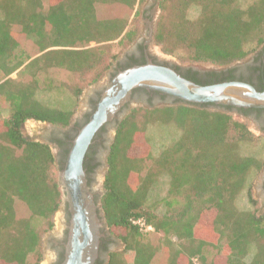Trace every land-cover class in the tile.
I'll return each instance as SVG.
<instances>
[{
	"label": "trees",
	"instance_id": "16d2710c",
	"mask_svg": "<svg viewBox=\"0 0 264 264\" xmlns=\"http://www.w3.org/2000/svg\"><path fill=\"white\" fill-rule=\"evenodd\" d=\"M146 1L0 0V264H40L63 198V166L24 124L71 123L84 85L60 80L58 71L98 81L117 57L112 43L129 46L139 36ZM159 7L152 41L165 53L230 64L264 44V0H161ZM211 105L138 106L118 124L101 204L111 231L124 232L125 250L113 251L108 264H264V206L256 208L250 189L264 166L263 138ZM153 124L159 138L148 134ZM162 175L168 184L159 196ZM138 218L153 232L133 223Z\"/></svg>",
	"mask_w": 264,
	"mask_h": 264
},
{
	"label": "water",
	"instance_id": "95a60500",
	"mask_svg": "<svg viewBox=\"0 0 264 264\" xmlns=\"http://www.w3.org/2000/svg\"><path fill=\"white\" fill-rule=\"evenodd\" d=\"M137 87L158 90L190 105L264 107V92L245 82L227 81L200 85L187 80L170 67L152 62L120 71L108 83L97 108L73 139L65 165L59 171L63 204H68L71 212L65 259L61 264H96L101 238L105 235L102 229L108 231V223L101 202L95 201L96 191L88 185L84 160L89 146L102 126L113 122L115 118L123 119L126 116L124 113L118 115V112L129 102L132 90ZM210 108L215 109L213 106ZM117 128L118 126H114L110 130L111 144ZM108 168L107 162L105 171ZM97 193L103 195L104 191Z\"/></svg>",
	"mask_w": 264,
	"mask_h": 264
},
{
	"label": "flooded vegetation",
	"instance_id": "af4514ba",
	"mask_svg": "<svg viewBox=\"0 0 264 264\" xmlns=\"http://www.w3.org/2000/svg\"><path fill=\"white\" fill-rule=\"evenodd\" d=\"M160 1L161 0H152L150 4L151 6L145 8L139 36L128 46V49L125 50L123 54L117 56L116 59L112 61L105 81L93 90L87 103L88 108L83 112V115L78 120L71 121V123L64 128L55 125L47 130V133L45 134L46 137L50 142L57 146V161L60 166L64 167L67 159L65 151L68 149L70 150L72 141L78 134L80 128L87 123L91 114L97 108L108 83L120 71L135 65H143L152 62L157 65L170 67L182 77L200 85H211L227 81H240L252 85L260 92H264V44L247 57L236 60L230 64H214L212 62L181 63L179 61L163 58L154 52V43L150 38L152 37L155 26L154 22ZM162 105H190V103L187 104V102H183L176 97L162 93L158 90L137 87L132 90L129 102L125 103L118 112V115L122 113L127 115L133 108L138 106L149 108ZM211 106L220 107L222 110L238 116L244 122H249L264 135V107H233L218 106L214 104ZM121 120L122 118L118 117L115 118L113 122H107L104 124L96 133L85 156L84 167L87 172L88 185L93 191H96L94 193L96 203L101 202L103 195L97 193L98 190H95L93 187L96 179L95 176L102 168L103 163L107 164L108 162V156L112 145L110 142V130L112 127L118 126ZM64 210L65 226L61 236L47 233L44 238V244H47L48 247L54 251L55 255L50 264H61L65 259V244L68 241L71 220V212L68 204L64 203ZM98 212H100V209H98ZM107 227L108 231H106L105 228L102 229L105 235L101 238L99 257L96 264H108L110 254L113 251H116L113 248L116 238L111 233L108 225Z\"/></svg>",
	"mask_w": 264,
	"mask_h": 264
},
{
	"label": "rangeland",
	"instance_id": "374dc122",
	"mask_svg": "<svg viewBox=\"0 0 264 264\" xmlns=\"http://www.w3.org/2000/svg\"><path fill=\"white\" fill-rule=\"evenodd\" d=\"M152 0H147L143 6H142V10L145 11V8L151 6ZM160 11H158L157 8V16L159 15ZM190 13H192V15L196 14L197 11L196 9L194 10H190ZM141 24H142V20H141ZM18 37L21 40V45L27 50L28 53H30L31 55H36L38 53V48L36 47V45L34 44L33 40L29 37H24L21 35H18ZM128 49L127 45H119L118 43H112L111 45V53L117 54V56H120L121 54H123V52L125 50ZM153 51L156 52L159 56H162L163 58H166L168 60H175V61H179L181 63H208L205 61H191L188 58V54L185 51H178L174 54H168L165 53L162 49V47L160 45H157L154 43L153 45ZM110 68V67H109ZM109 69H107L104 73L103 76H101V78L92 83L89 84V80L91 78V73H89V75H86V77L82 78L81 75L79 74H70L68 72L65 71H58V75H59V79L60 80H64L65 82L71 83L73 81H78L81 80L83 85H84V89L82 94L80 95L75 107V112L73 114V118L72 121L78 120L82 115L83 112H85L88 108L87 103L89 101V98L93 92V90L100 84H102L105 79H106V75ZM51 101H55L54 99H52ZM235 119H238L240 121H243L241 118H239L238 116L231 114ZM247 125L249 127V129L256 135L259 136L263 139H260L261 142H263V147L261 148L260 152L262 154V156L264 157V135L261 134V132L259 130H257L253 125H251L249 122H247ZM157 127V128H156ZM52 128V126L46 122H41V121H35V120H28L24 126H23V131L24 134L29 137V138H33V139H38L41 141H45V142H49L51 144V147L53 149V152L55 153L56 157H57V146L50 142L49 139L46 137V133L47 130ZM156 131V132H155ZM154 132L155 135L157 134V138L160 137V134L162 132V128H160L159 126H155L150 125L149 129H148V134ZM158 147V146H157ZM105 156V154H104ZM105 168H106V164L103 163L102 168L97 172L96 174V179L94 181V189L98 190V191H104V187H103V183H104V178H105ZM264 168V166H263ZM261 169L260 171H258L256 174H254L253 176V180H252V185H251V193L254 196V198L257 200V205L256 208L260 209L263 208L264 206V169ZM59 176V175H58ZM167 184H168V178L166 175H162L160 177L159 180V185H158V190H157V195H163L166 192V188H167ZM61 186V185H60ZM62 189V188H61ZM63 191V190H62ZM241 205H247V198L244 197L241 200ZM53 221H54V227L52 230H50L49 234H54L56 236H61L62 231L64 229V221H65V210H64V204H63V198H62V203L58 209V211L55 213L54 217H53ZM111 231V229H110ZM147 232V231H145ZM148 232H153V230H150ZM45 233L43 235V245H42V251H43V260L40 262V264H50L53 261L54 258V251L51 250L47 244H44V238L45 235L47 234ZM111 233L113 234V236L116 238L115 244H114V249L116 251H124L125 250V244L123 243L121 237L124 234V232L120 229H114L113 232L111 231ZM158 236L162 235L161 233L157 234ZM125 256L127 258H132V254L131 253H125ZM195 264H200L198 261H194Z\"/></svg>",
	"mask_w": 264,
	"mask_h": 264
},
{
	"label": "built area",
	"instance_id": "2783aa9c",
	"mask_svg": "<svg viewBox=\"0 0 264 264\" xmlns=\"http://www.w3.org/2000/svg\"><path fill=\"white\" fill-rule=\"evenodd\" d=\"M133 223L137 224L140 227V229L143 231L153 230V227L151 225H148L146 221L142 218L133 220Z\"/></svg>",
	"mask_w": 264,
	"mask_h": 264
}]
</instances>
